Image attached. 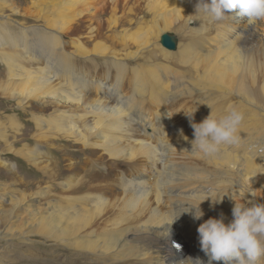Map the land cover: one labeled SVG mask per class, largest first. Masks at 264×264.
Returning <instances> with one entry per match:
<instances>
[{"label":"bare ground","instance_id":"1","mask_svg":"<svg viewBox=\"0 0 264 264\" xmlns=\"http://www.w3.org/2000/svg\"><path fill=\"white\" fill-rule=\"evenodd\" d=\"M26 1L42 18L58 14L14 30L0 22V99L12 104L0 117V170L11 181H0V264H22L24 255L9 249L31 247L35 236L87 264H175L171 241L185 249L180 263L208 264L199 225L221 214L229 223L235 203L254 201L251 191L264 187V145L246 134L264 139V20L250 24L238 9L223 21L205 20L192 16L197 0H110L105 41L82 27L96 17V0ZM120 1L131 8L118 17ZM167 31L180 36L174 53L160 43L163 35L176 41ZM88 81L97 96L87 94ZM185 102L194 106L186 114L196 109L193 123L204 120V108L242 112L239 142L210 158L190 154ZM60 142L70 145L65 170L53 157L63 153ZM82 156L96 160L84 175ZM14 159L40 178L25 182ZM209 189L221 203L205 200L200 220L180 213Z\"/></svg>","mask_w":264,"mask_h":264},{"label":"clouds","instance_id":"2","mask_svg":"<svg viewBox=\"0 0 264 264\" xmlns=\"http://www.w3.org/2000/svg\"><path fill=\"white\" fill-rule=\"evenodd\" d=\"M237 9L239 16L246 17L250 24L264 20V0H197L195 15L192 16L219 22L228 19L226 13ZM195 111L196 109L186 114L194 136L191 151L185 150L186 152L201 158H210L222 147L239 142V129L244 120L242 112L231 108L225 115L215 118L210 111L202 122L193 123ZM198 195V203L187 204L180 213L191 214L194 220H200L204 216L200 205L205 200H209L212 207L221 203L223 198H217L213 189ZM197 232L200 249L208 257V264L214 261L222 264H259L260 258L264 257V203H235L229 223L225 224L221 214L220 218H209L201 223ZM196 264L203 262L197 259Z\"/></svg>","mask_w":264,"mask_h":264},{"label":"rangeland","instance_id":"3","mask_svg":"<svg viewBox=\"0 0 264 264\" xmlns=\"http://www.w3.org/2000/svg\"><path fill=\"white\" fill-rule=\"evenodd\" d=\"M23 1H25V2H23ZM123 1H120V2H121V5L124 6V8L123 9L120 8L119 10H116V13H117L116 16H118V17L122 16V13L124 11L128 12V9L131 8V4L124 5ZM109 7H110V0H96V1H94L93 4H92V9H91L90 12L92 13V15H95L96 17H93L92 19L89 18L91 20V23H84L82 25V27L83 26L85 27V25H87L90 28H94L93 35H99L100 39L101 40H105V41H110V39H111V38H109V36L111 34L110 30L107 31L109 24L108 23H104L107 20V18L110 16L109 15V12H110ZM94 12H95V14H93ZM51 13L52 12L43 13V16L45 15V18L44 17L42 18L40 16V15H42V13L39 15L36 10L31 9L28 6V2L26 0H2V3L0 4V14L2 16L6 17V19L0 18V22L4 23V21H5V23H7V24L9 23L8 25L13 30L15 28H17V26H16L17 23L22 24L24 27L33 26V25H42L41 23H46V21H45L46 17L49 16V19H51V18L53 19L55 14H58V13H52V14ZM65 13L66 12H64L63 15ZM67 13L68 14H66V16L70 17V15H69L70 13L69 12H67ZM60 14H62V13H60ZM227 14L228 13H226V15ZM244 25L245 24H243V26ZM75 26L76 25H74L73 27H75ZM236 27H237V24H234L232 26V28H236ZM243 28H245V26ZM239 32H240V30H239ZM164 34H170V35L174 36V38L176 39V42L178 43L179 37H180L178 33L167 31ZM257 34L261 35L262 31H258ZM65 36L68 38L67 34H65ZM64 40H66V39L64 38ZM114 45L116 46L117 44H114ZM85 48L87 50H91L92 49V43L86 42ZM12 49L14 50L15 48H12ZM118 50H119V47H117V51ZM130 50L133 52V49L130 48ZM176 50H177V48H176ZM168 52L169 53H174L173 51H168ZM129 54H130V52H129ZM90 69H91V67H90ZM97 69H99V68L97 67ZM0 70H3L2 67H0ZM98 71L102 72L101 69L98 70ZM94 76H95L94 74L92 76H90L91 79H94ZM113 76L115 78L114 72H113ZM100 77L101 76H99V77L95 76V79H99ZM87 79H88V77H87ZM90 81H88L89 90H88L87 94L89 96H93V97L97 96L98 95V93H97L98 91L95 89L93 82H90ZM112 81H115V79H113ZM129 81L130 80L128 79V76L123 77V83L124 84H123V86L121 88V92H124V93L128 92V90L131 87L130 86L131 85V81L130 82ZM185 103L186 104L183 107V112L186 114L187 112H189L188 110L189 109H193L194 106L192 104H188L187 102H185ZM3 104H4V107H1V105H3ZM215 104H216V102H215ZM9 106L12 107V104L11 103H5L4 100L0 99V117H2V116L5 117V115L8 114L7 113L8 110L12 109ZM146 110H148L150 112L149 113L148 111H146V115H147V117H149L151 119L152 115H153L152 114L153 109H151V108L147 109L146 108ZM173 110L175 111L176 108H174ZM202 111H203V113H205L206 116H208L209 113H210V111H207L206 108H204ZM222 112H223V109H218L217 113L216 114L212 113V115L215 118H220L221 115H222ZM17 114H20L19 111H17ZM205 115H204V119L206 118ZM25 119H27V118H25ZM178 119H181V118L179 117ZM202 121L203 120H201L200 122H202ZM26 127H28V124L26 125ZM188 127H190V128L188 129ZM188 127H187V134L193 135L192 127L190 125ZM252 128H254V127H252ZM189 131H191V132H189ZM253 132H254V130H253ZM253 132H251V131L249 132L248 131V132H246V134H248V137H252V139L256 143L257 142H261V144L264 145L263 137L261 135L257 134L258 137L256 139L255 134ZM67 145H68V143L60 142L59 143V148H60L59 152L62 151L63 153L54 152V154H53L54 159H56L58 161V163L63 167L64 170L66 169V166H70V145H68V146ZM16 147H19V145H16ZM0 150H1V148H0ZM71 153H76V152H71ZM3 155H1L2 161H4V160L8 161L9 157H6V155L5 156H3ZM82 159L83 158H78V160L76 162H78L81 165V168H82L81 175H84L85 172H88L89 170H91V165L96 160H92V162H89L88 160L83 162ZM61 166H60V168H61ZM12 167H13L12 170L16 171V173L25 182H33V180L35 179V178H33L34 176L37 177V178H40V175H38L29 166L24 164L20 159H14L12 161ZM1 174H2V170H0V177H1L0 181H2L3 183H6L8 185H11V181H5L6 179L3 178V176H2L3 174L2 175ZM110 179L113 180V177H111ZM110 179H107V180H110ZM262 184H263V182L261 183V185ZM31 185L32 184H30L29 186H31ZM21 186H22V184L20 183V187ZM23 189L24 188L17 189L18 190L17 193L18 194H23V192H25V190H23ZM251 192L253 193V197L255 195V198H254L255 199L254 200L255 203H264V187H262V188H261V186H260V188L256 187V189H254ZM241 203H246V202L239 201V204H241ZM5 208H7V207H5ZM17 218L20 219V217H17ZM19 224L22 225L20 220L18 221V225ZM3 228H4V226L3 227L0 226V231L3 230ZM43 241H45V240L41 239L40 237L38 238L37 236H35L34 238H32V242H35V243H32L31 247H26L24 249L22 245L18 246L17 243L13 242L9 250L11 252L12 251L13 252L16 251L17 253L20 252V254L24 255L25 259H24V262L22 264H87V263H84L83 261H73V260H71L70 255L72 253L69 251V249H67L65 247L62 248V246H60V245H57V246L56 245H52V243L49 242V241H45V242H43ZM173 262L175 264H183V263H180V256L178 258L174 259ZM262 262H263L262 259H260L259 264H261Z\"/></svg>","mask_w":264,"mask_h":264},{"label":"water","instance_id":"4","mask_svg":"<svg viewBox=\"0 0 264 264\" xmlns=\"http://www.w3.org/2000/svg\"><path fill=\"white\" fill-rule=\"evenodd\" d=\"M160 42L168 49L172 50L174 48L173 40L167 35H163L160 39Z\"/></svg>","mask_w":264,"mask_h":264}]
</instances>
